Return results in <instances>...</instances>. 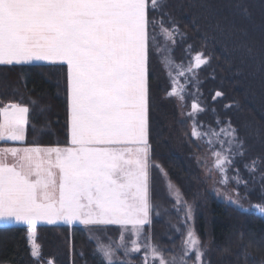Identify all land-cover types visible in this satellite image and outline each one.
<instances>
[{
    "label": "snow or ice",
    "instance_id": "obj_1",
    "mask_svg": "<svg viewBox=\"0 0 264 264\" xmlns=\"http://www.w3.org/2000/svg\"><path fill=\"white\" fill-rule=\"evenodd\" d=\"M163 6L164 0H0V65L42 61L67 65L66 145L0 148V229L27 225L37 264L41 252L34 238L41 221L121 225L120 244L98 245L105 264H132L142 249V264L202 261L200 242L191 230L182 241L181 254L171 259H165L164 250L142 231L150 223L151 208L150 51L159 53L158 24L172 45L177 36L185 38L167 13L168 28L150 17ZM185 52L189 63L178 66L175 76L169 70L174 87L168 94L180 101L188 84L198 86L196 70L210 62L202 52L192 57L191 45ZM178 77H185L183 85ZM222 95L216 92L213 100ZM191 108L190 136L208 144L213 167L226 177L235 157L242 155L236 130L229 123L219 131H199L195 118L206 109L195 101ZM29 113V107L19 103L0 107V141H24ZM235 182L239 186L238 176ZM256 207L264 213V206ZM126 232L137 238L130 241V249L124 243ZM121 248L123 258H114Z\"/></svg>",
    "mask_w": 264,
    "mask_h": 264
},
{
    "label": "trees",
    "instance_id": "obj_2",
    "mask_svg": "<svg viewBox=\"0 0 264 264\" xmlns=\"http://www.w3.org/2000/svg\"><path fill=\"white\" fill-rule=\"evenodd\" d=\"M164 13L174 18L185 38L177 36V43L172 45L158 24L155 33L159 53L150 51V205L154 198H164L158 175L153 171L156 163L183 197L194 202L196 231L206 244L207 264H264V219L225 208L203 187L188 158L191 139L180 125L169 129L176 115L163 100L162 90L167 85L157 71L163 50L175 63L189 61L185 52L189 45L192 57L198 52L210 57V62L197 73L195 97L206 109L195 118L197 126L204 130L231 124L242 144L240 150L245 151L244 165L250 167L244 168L242 160L235 158L229 174L236 177L235 169L242 178L239 186L232 184L245 201L264 206V0H164L162 11L149 15L162 20L168 28ZM66 89L65 65H0V107L19 103L30 110L25 147L66 145ZM218 91L223 95L213 100ZM216 121L221 122L219 126ZM155 215V209L150 208L149 216ZM158 224L157 235L166 239L163 241L172 239L166 224ZM146 229L149 225L144 226ZM88 232L94 231L78 226L38 225L34 243L41 252L39 264H105L97 251L98 242L103 241H98V234L89 237ZM31 247L25 226L0 229V264H37Z\"/></svg>",
    "mask_w": 264,
    "mask_h": 264
},
{
    "label": "rangeland",
    "instance_id": "obj_3",
    "mask_svg": "<svg viewBox=\"0 0 264 264\" xmlns=\"http://www.w3.org/2000/svg\"><path fill=\"white\" fill-rule=\"evenodd\" d=\"M162 59L158 62V68L157 71L164 77V82L167 86L162 90V97L163 100L167 102L168 105L173 107V111L176 115V120L174 124L169 125V129L173 130L171 125L178 126L180 125L181 128H184V131L186 132L187 136L191 139V147L189 149L191 150V154L188 155V158L193 161L195 169L198 171V175L200 180L203 183V187L205 186L206 191L211 195L214 200L223 205L225 208L245 212V213H253L264 219V213H261L256 205L250 204L247 201L243 199V196L238 192V189L232 184L234 182L236 177L242 178V176L236 172L234 169V173L236 177H231L229 174V171L227 172V176L225 177L223 173H220L218 170H216L213 167L214 157L211 154L209 150V146L207 143L203 142L202 138L197 137H191L190 133L193 128V120L189 119L187 117V113L192 111L191 105L195 101L197 103L198 100L195 97V91H196V84L195 82L188 84L186 86V92L184 93L185 99L184 101H180L175 96H169V92L172 90L174 85L172 84L170 78H169V70L172 71L173 76H175L176 68L180 65H187L188 62H180L173 64L172 61L168 57V52L166 50H163ZM162 61H164L162 63ZM194 62V61H193ZM167 65V66H166ZM203 65L201 66V68ZM200 68V69H201ZM199 69L196 70L198 73ZM159 74V75H160ZM190 75V74H186ZM149 76V75H148ZM178 80L181 85L184 84L185 77H178ZM8 105V104H6ZM151 108V106H150ZM198 116V115H197ZM196 116V118H197ZM225 125L220 126L225 127ZM199 131H207L209 129L219 131L215 128H207V129H200L197 126ZM169 130V131H170ZM185 134V133H184ZM212 139H215V137H212ZM242 155H237L235 158L242 160V165L244 168H250L248 166L244 165L243 159L245 157V151L240 150ZM156 164V163H155ZM153 165V171L155 175H158L161 188L163 191V200H158L154 198L152 200L151 208L155 209L156 215L151 218L149 216V229L144 230V227L142 229L143 233L147 236L151 237V243L156 244L159 246L160 249L164 250L165 259H171L173 255L179 256L181 254V244L182 241L187 238V233L189 230H191L195 237L200 242L199 247L200 250L203 252V258L200 264H207V255H206V244L202 243V241L199 239L196 231V223H195V208H194V202L189 201L183 197L177 186L169 179L164 169H162L158 164ZM211 169V171H209ZM246 170V169H244ZM224 180V183H221V181ZM235 202L233 204L232 202ZM151 204V203H150ZM153 206V207H152ZM239 207V210H238ZM190 209V215L189 213ZM159 212V213H158ZM163 221L167 228L169 229V232L171 233L172 239L166 240L164 237H159L157 235V226ZM144 225V226H146ZM66 226L71 227L73 224H67ZM131 228V225L128 226ZM88 231H94V232H88L89 237H94V234H98L99 236L97 246L99 244L108 245L110 242H113V246L118 245L121 243V233L123 231L121 225L118 224H110V225H90V227H87ZM101 229V231H95ZM125 245L130 249L132 247L130 241L137 239L135 235H132L130 232L124 233ZM141 246L143 245L144 241L141 238L139 241ZM123 251L124 249L121 248L117 253L116 257L114 258H123ZM144 255L143 249L140 254L136 255L132 259V264H142L141 257ZM194 259V258H193ZM188 264H193L192 260L188 261Z\"/></svg>",
    "mask_w": 264,
    "mask_h": 264
},
{
    "label": "crops",
    "instance_id": "obj_4",
    "mask_svg": "<svg viewBox=\"0 0 264 264\" xmlns=\"http://www.w3.org/2000/svg\"><path fill=\"white\" fill-rule=\"evenodd\" d=\"M37 64V63H45V64H52L53 63H50V62H33V63H29V64ZM55 64H58V65H65L66 68H67V65L66 64H61V63H55ZM25 141V140H24ZM24 141H0V148H8V147H25L24 146ZM65 146V145H64ZM9 162L11 163V157H9ZM71 224H73V226H78V227H90V225L86 226V225H83L81 224L79 221H74L72 222ZM38 225H49V226H60V225H63V226H66L67 224L64 223L63 221H58L56 224H48L46 222H38L37 226ZM14 226H25L27 228V225H23V224H19V225H14ZM72 227V226H71ZM28 230V228H27Z\"/></svg>",
    "mask_w": 264,
    "mask_h": 264
}]
</instances>
